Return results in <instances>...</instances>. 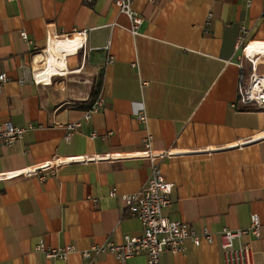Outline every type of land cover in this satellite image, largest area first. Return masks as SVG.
<instances>
[{
    "label": "crops",
    "instance_id": "1",
    "mask_svg": "<svg viewBox=\"0 0 264 264\" xmlns=\"http://www.w3.org/2000/svg\"><path fill=\"white\" fill-rule=\"evenodd\" d=\"M131 5L141 17L136 34L112 0H0V72L8 76L0 121L33 125L12 145L0 143V173L54 156L87 157L43 178L0 180V264H146L143 253L119 261L80 251L141 233L121 196L147 180L150 163L138 155L147 134L152 149L171 151L160 161L173 185L163 215L216 233L246 227L258 213L259 236L242 241L254 264H264V110L237 101L240 76L245 82L251 72L238 38L264 46V0ZM70 33L82 34V46L65 56L66 71L35 82L47 41ZM256 52L251 46L249 54ZM107 55L113 60L104 64ZM255 68L264 77V61ZM98 95L103 107L85 121ZM140 108L144 123L134 114ZM40 241L75 251L48 258L34 249ZM183 243L178 253L163 251L161 264H221L217 240Z\"/></svg>",
    "mask_w": 264,
    "mask_h": 264
},
{
    "label": "built area",
    "instance_id": "2",
    "mask_svg": "<svg viewBox=\"0 0 264 264\" xmlns=\"http://www.w3.org/2000/svg\"><path fill=\"white\" fill-rule=\"evenodd\" d=\"M89 1V0H82ZM251 0H246L249 5ZM119 12L123 13L130 21L129 31L133 34L137 33V28L141 22V17L132 8L133 0H112ZM212 16L208 13L207 20ZM206 20V23L208 21ZM20 36L26 39L25 32H20ZM243 37L238 38V46L241 45L245 50L250 43H244ZM81 44L80 47L81 48ZM247 58L251 64V72L247 76L245 82H242L240 76L237 88V101L246 105L254 103L257 109L264 110V77L256 73L255 66L264 61V51H258ZM113 60L111 55H107L104 64H109ZM134 65V63H132ZM35 82L40 79L33 78ZM8 80L5 72H0V92L3 84ZM104 99L96 96L87 109L84 110L83 118L88 121L91 115L103 107ZM136 118L140 122L146 121V113L143 108L134 112ZM77 126V123L68 125V132L65 140L70 138L71 132ZM33 128L32 124L19 127L11 124L8 120L0 121V143L6 146L12 145L22 137V134ZM143 150L138 155L147 159L150 163V171L145 184L136 192L122 195L121 199L124 203V212L130 216L136 217L141 223V233L139 235H123L121 242L113 243L105 239L101 243L92 244L89 248L80 251L84 258L95 257L102 253H111L115 259L124 261L129 257L145 254L146 264H161V255L167 250L172 254L183 250L184 241L189 239L195 246L202 241L212 243L217 240L221 253V264H254L251 247L247 242H243L242 238L248 236L257 238L261 226L258 213H251L249 224L243 228L229 229L223 227L216 233H212L206 227H201L199 231L195 230L188 223L179 220H172L165 217L162 213L164 207L170 203V193L172 191V183L168 182L162 172L160 161L164 157L171 154L169 150H154L151 147V136L148 134L142 137ZM96 158V157H93ZM101 158V157H100ZM87 157H58L51 159L33 167H27L14 173H0V180L12 179L37 175L43 178L44 172L54 173L58 167L71 163L72 161L86 160ZM110 196L115 195L112 191ZM35 250L42 252L48 258H57L65 260L67 255L75 251L72 245H65L58 248H49L43 242H38Z\"/></svg>",
    "mask_w": 264,
    "mask_h": 264
},
{
    "label": "bare ground",
    "instance_id": "3",
    "mask_svg": "<svg viewBox=\"0 0 264 264\" xmlns=\"http://www.w3.org/2000/svg\"><path fill=\"white\" fill-rule=\"evenodd\" d=\"M77 37V39H75ZM48 45L45 49V62L44 66L38 70L40 72V81L48 82L51 75L61 74L66 71L65 65V56L71 51L76 50L80 47L82 42V34L81 33H70L63 38L53 39L50 38ZM254 47L255 51H264V46L262 45H247L245 48V52L248 56L253 54H249L250 47ZM254 52V51H253ZM256 52V53H257ZM37 77L39 73H37ZM88 108V107H87Z\"/></svg>",
    "mask_w": 264,
    "mask_h": 264
},
{
    "label": "rangeland",
    "instance_id": "4",
    "mask_svg": "<svg viewBox=\"0 0 264 264\" xmlns=\"http://www.w3.org/2000/svg\"><path fill=\"white\" fill-rule=\"evenodd\" d=\"M40 65L42 66V61H40Z\"/></svg>",
    "mask_w": 264,
    "mask_h": 264
}]
</instances>
